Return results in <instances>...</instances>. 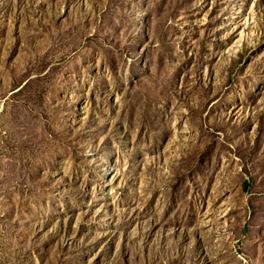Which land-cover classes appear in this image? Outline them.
I'll return each mask as SVG.
<instances>
[{"label": "rangeland", "instance_id": "obj_1", "mask_svg": "<svg viewBox=\"0 0 264 264\" xmlns=\"http://www.w3.org/2000/svg\"><path fill=\"white\" fill-rule=\"evenodd\" d=\"M0 264H264V0H0Z\"/></svg>", "mask_w": 264, "mask_h": 264}]
</instances>
